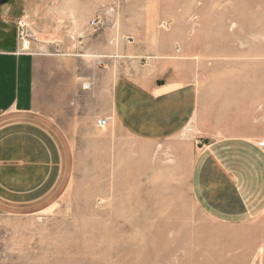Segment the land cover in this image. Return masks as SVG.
I'll return each mask as SVG.
<instances>
[{
  "label": "rangeland",
  "instance_id": "1",
  "mask_svg": "<svg viewBox=\"0 0 264 264\" xmlns=\"http://www.w3.org/2000/svg\"><path fill=\"white\" fill-rule=\"evenodd\" d=\"M6 15L25 49L65 48L79 84L63 196L0 215V264H264V0H0Z\"/></svg>",
  "mask_w": 264,
  "mask_h": 264
},
{
  "label": "crops",
  "instance_id": "2",
  "mask_svg": "<svg viewBox=\"0 0 264 264\" xmlns=\"http://www.w3.org/2000/svg\"><path fill=\"white\" fill-rule=\"evenodd\" d=\"M11 22L0 16V215L43 213L63 196L72 147L62 110L77 91L79 64L55 55L66 51L60 45L24 52Z\"/></svg>",
  "mask_w": 264,
  "mask_h": 264
},
{
  "label": "built area",
  "instance_id": "3",
  "mask_svg": "<svg viewBox=\"0 0 264 264\" xmlns=\"http://www.w3.org/2000/svg\"><path fill=\"white\" fill-rule=\"evenodd\" d=\"M26 23L25 21L23 20H20L18 23H17V39H18V43L20 44L22 50L24 52H28L29 49H25L22 47V45L24 44L27 36H26ZM108 123L109 121L107 119H102V120H99L98 122V125L100 128H106L108 126Z\"/></svg>",
  "mask_w": 264,
  "mask_h": 264
},
{
  "label": "bare ground",
  "instance_id": "4",
  "mask_svg": "<svg viewBox=\"0 0 264 264\" xmlns=\"http://www.w3.org/2000/svg\"><path fill=\"white\" fill-rule=\"evenodd\" d=\"M250 20H251V19H250ZM249 32H250V31H249ZM222 35H223V34H222ZM222 39H224V38H222ZM25 41H28V40H25ZM24 44H25V42H24ZM24 44H23V48H25V47H24ZM218 46H219V45H218Z\"/></svg>",
  "mask_w": 264,
  "mask_h": 264
},
{
  "label": "water",
  "instance_id": "5",
  "mask_svg": "<svg viewBox=\"0 0 264 264\" xmlns=\"http://www.w3.org/2000/svg\"><path fill=\"white\" fill-rule=\"evenodd\" d=\"M6 1V0H5Z\"/></svg>",
  "mask_w": 264,
  "mask_h": 264
}]
</instances>
